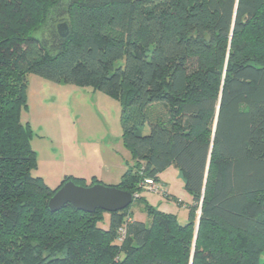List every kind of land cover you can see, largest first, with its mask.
Returning <instances> with one entry per match:
<instances>
[{
  "label": "trees",
  "instance_id": "16d2710c",
  "mask_svg": "<svg viewBox=\"0 0 264 264\" xmlns=\"http://www.w3.org/2000/svg\"><path fill=\"white\" fill-rule=\"evenodd\" d=\"M61 2L0 0V264H264V0H71L68 36L40 40ZM30 75L118 98L133 164L116 188L142 200L176 167L186 223L149 204L150 225L130 206L108 229L100 210L51 213L87 184L33 175Z\"/></svg>",
  "mask_w": 264,
  "mask_h": 264
},
{
  "label": "rangeland",
  "instance_id": "374dc122",
  "mask_svg": "<svg viewBox=\"0 0 264 264\" xmlns=\"http://www.w3.org/2000/svg\"><path fill=\"white\" fill-rule=\"evenodd\" d=\"M70 2L62 0L50 11L49 20L36 34L37 38L52 39L57 26L68 20ZM23 122L31 127L32 148L38 156L33 175L44 179L52 189L58 188L67 176L77 173L86 174L87 186L96 178L106 186L116 187L124 169L133 164L132 154L122 139L121 104L111 95L30 75ZM162 179L164 185L158 182L160 191H143L142 200L134 201L130 211L135 220L150 225L146 212L149 204L173 213L181 224L186 223L193 197L180 171L170 167L163 172ZM109 223L110 216L105 213L100 226L108 229Z\"/></svg>",
  "mask_w": 264,
  "mask_h": 264
},
{
  "label": "water",
  "instance_id": "95a60500",
  "mask_svg": "<svg viewBox=\"0 0 264 264\" xmlns=\"http://www.w3.org/2000/svg\"><path fill=\"white\" fill-rule=\"evenodd\" d=\"M61 37H67L69 27L61 23L57 27ZM133 196L116 187L96 183L91 186H81L74 181L65 183L50 199L49 210L51 213L62 211L66 206H71L76 211L94 214L100 210L109 214L126 210L133 203Z\"/></svg>",
  "mask_w": 264,
  "mask_h": 264
},
{
  "label": "built area",
  "instance_id": "2783aa9c",
  "mask_svg": "<svg viewBox=\"0 0 264 264\" xmlns=\"http://www.w3.org/2000/svg\"><path fill=\"white\" fill-rule=\"evenodd\" d=\"M143 190L149 191L152 193H158L160 191L159 184L153 179H146L143 184H141ZM139 195H135V198H139Z\"/></svg>",
  "mask_w": 264,
  "mask_h": 264
},
{
  "label": "crops",
  "instance_id": "0c3cea01",
  "mask_svg": "<svg viewBox=\"0 0 264 264\" xmlns=\"http://www.w3.org/2000/svg\"><path fill=\"white\" fill-rule=\"evenodd\" d=\"M126 170H127V168H125L123 172L125 173ZM70 176L75 177V178H80V179H85V178L87 177L86 174H81V175H79V173H77L76 175H70ZM162 177H163V173L159 176V178H160L159 183H160V184L163 183V185H164V182H163ZM163 212H164V211H163ZM165 213H167V212H165ZM171 214H173V213H171ZM133 219L135 220V217H134V216H133Z\"/></svg>",
  "mask_w": 264,
  "mask_h": 264
}]
</instances>
